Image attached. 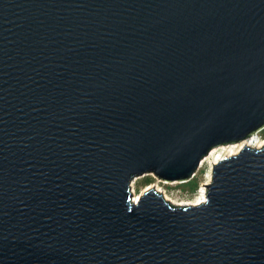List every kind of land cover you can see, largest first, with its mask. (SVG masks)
I'll use <instances>...</instances> for the list:
<instances>
[{
	"label": "water",
	"instance_id": "water-1",
	"mask_svg": "<svg viewBox=\"0 0 264 264\" xmlns=\"http://www.w3.org/2000/svg\"><path fill=\"white\" fill-rule=\"evenodd\" d=\"M264 0H0V264H264Z\"/></svg>",
	"mask_w": 264,
	"mask_h": 264
},
{
	"label": "rangeland",
	"instance_id": "rangeland-1",
	"mask_svg": "<svg viewBox=\"0 0 264 264\" xmlns=\"http://www.w3.org/2000/svg\"><path fill=\"white\" fill-rule=\"evenodd\" d=\"M258 136L264 142V130ZM212 173L211 163L205 162L200 167L196 175L185 183H166L153 175H146L136 178L133 183L134 196H141L149 189H154L160 192L166 200L174 201L178 204L193 202L199 196L204 187L208 183L209 175Z\"/></svg>",
	"mask_w": 264,
	"mask_h": 264
},
{
	"label": "bare ground",
	"instance_id": "bare-ground-1",
	"mask_svg": "<svg viewBox=\"0 0 264 264\" xmlns=\"http://www.w3.org/2000/svg\"><path fill=\"white\" fill-rule=\"evenodd\" d=\"M258 134L250 137L248 140L241 142L239 144L229 145V146H224V147L213 149L211 151V153L209 154V156L204 159V161L202 162V165H204L205 162L209 161L211 163V170H212V168L215 164H217L218 162H220L223 159L238 155L243 149H245V147L250 148V149H261V148H263L264 142H262L260 140V137L258 136ZM211 179H212V173H210L208 183L206 185L211 183ZM206 192H207V190L205 187L202 189L200 196L196 200H194L193 202H188V203H184V204H178L174 201H171V202L176 204V205H179V206L199 205V204H202L206 201V198H207ZM202 193L205 197V200L201 201L200 203H197V201H200ZM139 199H140L139 195L134 196L135 202H138Z\"/></svg>",
	"mask_w": 264,
	"mask_h": 264
},
{
	"label": "snow or ice",
	"instance_id": "snow-or-ice-1",
	"mask_svg": "<svg viewBox=\"0 0 264 264\" xmlns=\"http://www.w3.org/2000/svg\"><path fill=\"white\" fill-rule=\"evenodd\" d=\"M205 200V197L203 195V193L201 194V198H200V201H197V203H200L201 201H204Z\"/></svg>",
	"mask_w": 264,
	"mask_h": 264
}]
</instances>
